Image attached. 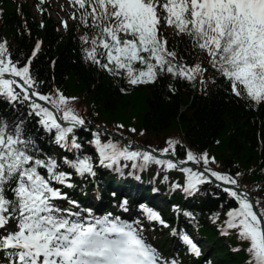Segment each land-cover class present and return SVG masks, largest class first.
<instances>
[{"label":"snow or ice","instance_id":"snow-or-ice-1","mask_svg":"<svg viewBox=\"0 0 264 264\" xmlns=\"http://www.w3.org/2000/svg\"><path fill=\"white\" fill-rule=\"evenodd\" d=\"M71 6L82 58L122 80L128 86L122 92L167 76L171 93L177 82L186 81L207 95L219 78L247 106H264V0H71ZM60 23L69 26L67 19ZM23 26L31 33L26 21ZM42 43L37 38L25 56L0 37V97L17 112L16 106L24 107L21 115L11 113L13 119L0 114V264H186L175 250L165 254L146 235L145 221L152 228L169 226L158 208L139 202L135 214L123 196L113 200L112 211L101 212L64 190L76 187L74 177L94 180L97 167L136 175L125 173L128 165L122 161H133V169L156 163L180 171L183 179L169 188L186 195L217 185L232 206L223 220L214 212L213 222L219 221L222 235L235 234L234 251L246 253L245 264H264V184L255 185L259 194L253 196L240 181L242 173L222 169L207 149L176 136H168L163 146H134L131 140L105 139L106 129L97 126L86 142L89 150L78 136L90 123L77 107L79 98L55 84L45 90L32 70ZM30 120L57 151L38 144ZM164 180H170L167 174ZM173 208L195 220V212ZM171 232L188 254L201 257L192 234L178 227Z\"/></svg>","mask_w":264,"mask_h":264},{"label":"trees","instance_id":"trees-1","mask_svg":"<svg viewBox=\"0 0 264 264\" xmlns=\"http://www.w3.org/2000/svg\"><path fill=\"white\" fill-rule=\"evenodd\" d=\"M0 10V37L8 38L14 53L22 52L25 56L30 55L35 40L41 39L43 43L32 60V70L45 82V90L55 84L67 95L78 97L77 107L89 122L117 131L120 124L123 129L134 127L136 132L126 133L138 135L148 143L168 136L179 137L194 148L207 149L217 157L222 169L242 173L240 181L248 188L264 184V106H247L228 93L219 78L216 85H209L207 95L199 90V85L192 87L186 81L177 82V91L171 93L167 76L122 92L121 87H128L122 80L82 58L77 25L61 31L46 12L38 20L28 4L17 0H0ZM25 21L31 33L25 30ZM16 107L18 112L0 98V114L13 119L11 113H24L23 106ZM29 128L34 135L38 133L35 121H29ZM103 137L108 138L106 131ZM177 154L182 155V151ZM209 185H203L199 194L210 191ZM252 193L257 196L259 190ZM226 199L223 193L218 197L208 195L201 201L203 208L197 209L203 214L220 210L222 206L228 207ZM222 240L213 244V249L222 253L218 264H245V254L232 253Z\"/></svg>","mask_w":264,"mask_h":264},{"label":"rangeland","instance_id":"rangeland-1","mask_svg":"<svg viewBox=\"0 0 264 264\" xmlns=\"http://www.w3.org/2000/svg\"><path fill=\"white\" fill-rule=\"evenodd\" d=\"M60 2H65V3H66V7H67V8L65 7V10H68V3H71V2L68 1V0H56V5L60 4ZM55 7H57V6H55ZM57 9H58L59 12H61L62 7L59 8V6H58ZM69 13H71L70 10H69ZM63 14H64V13H63ZM53 17H54L55 19H57V18L59 17V15H57V16L53 15Z\"/></svg>","mask_w":264,"mask_h":264}]
</instances>
